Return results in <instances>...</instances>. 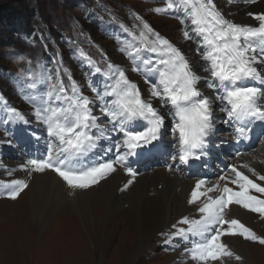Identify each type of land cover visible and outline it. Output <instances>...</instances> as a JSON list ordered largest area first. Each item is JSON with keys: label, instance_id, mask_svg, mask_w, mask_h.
Returning <instances> with one entry per match:
<instances>
[{"label": "snow or ice", "instance_id": "6c2138e0", "mask_svg": "<svg viewBox=\"0 0 264 264\" xmlns=\"http://www.w3.org/2000/svg\"><path fill=\"white\" fill-rule=\"evenodd\" d=\"M180 3L188 10L187 15L193 26L191 31L200 38L201 46L206 49L202 52L203 60L207 62L204 70L211 76L207 87L213 89L215 95H204L200 91L197 85L202 78L192 70L184 54L168 39L154 33L146 22L141 21L139 36L131 34L138 40L139 46L129 50L128 55L135 60L141 51H145L157 57L155 61L151 57L142 60L148 71L157 74V79L151 81L153 86L150 94L161 101V107L170 105L169 114L175 121L174 130L178 132V158L183 164H188L190 160H199L204 154L208 137L214 128L212 117L215 101L224 105L222 111L238 121L248 117L264 119V112L258 110L257 104L261 99V89L241 83L259 78L258 69L254 65L264 64V13H249L258 21V26L238 25L228 21L217 10L213 0H180ZM179 6L168 0L166 7L157 8L155 11H175ZM181 23H185L183 18ZM184 37L192 38L188 31L184 32ZM89 63L93 62L89 60ZM113 67L109 65L110 69ZM133 70L138 71L139 68L134 67ZM95 71L99 73L101 69L97 67ZM116 75L113 85L107 87L103 93H97L100 100L98 104L95 100L78 95L74 81L72 97L67 96L62 81L50 84L43 106L36 111L37 120L46 124L48 136L51 138L47 156L28 159L22 165L23 170H51L70 189L75 190L98 184L115 172L116 165H119L131 177L125 188L133 183L137 173L126 165V157L134 155L137 148L160 138L165 116L142 97L137 85L123 71H118ZM36 86V83L30 85L32 88ZM105 97L111 99L106 100ZM65 100L68 101L67 106H64ZM93 105L99 115L94 113ZM12 111L14 117L24 119L19 112ZM135 121H146V129L131 130L130 125ZM108 125H111V129L107 128ZM93 129L100 134H95ZM109 130L122 133V142L116 145V150L119 152L121 147L125 148L123 155L85 168L75 169L69 166V161L78 160L94 149ZM237 133L243 137L245 129L237 128ZM241 167L253 176L257 175L249 164ZM172 170V166H169V171ZM226 171L227 175L218 177L219 181L225 182L222 187L219 183L206 186L207 181L203 178L196 181L188 204L197 205L199 219L182 217L178 224L187 227L173 225L174 232L161 233L165 236V244H171L177 237L188 241L190 246H186L184 251L197 264L221 261L223 257L234 255L220 242L222 235H238L264 245V237L258 236L236 219L226 220L223 214L229 205L236 204L264 218V186L254 182L235 165L228 166ZM258 179L264 180V176H259ZM229 184L232 186H228ZM4 187L7 189L4 193L6 198L15 200L28 184L25 180L13 179ZM213 192L218 195H209ZM190 237L199 238V242L195 239L189 240ZM235 259L240 260L241 257L235 256Z\"/></svg>", "mask_w": 264, "mask_h": 264}, {"label": "rangeland", "instance_id": "374dc122", "mask_svg": "<svg viewBox=\"0 0 264 264\" xmlns=\"http://www.w3.org/2000/svg\"><path fill=\"white\" fill-rule=\"evenodd\" d=\"M126 6L138 11L147 9L142 0H0V95L25 116L23 120L12 122L0 101V151L8 140L18 145L25 144V148L29 146L30 143L27 144L26 139L28 134L25 133L24 136L20 135V132L13 133L12 127L18 128L29 124V120L36 116L34 109L41 107L40 104L46 100V91L50 84L62 81L67 87V96L72 97V82L74 79H81L80 84L86 88L82 91L87 95L91 94L87 88L97 80L92 73L83 75L82 73H88L87 70L81 69L80 66L78 69L75 63L73 66L78 72L76 75L72 73L71 62L75 52L71 48L75 45L80 46L82 40L93 51L106 50V53L115 59L116 57L110 53L114 47L109 40L102 37L111 21L114 18L118 19L116 14L126 12ZM8 8L19 13L18 16L7 18ZM150 16L149 20L153 26L165 35L170 36V30L178 28L174 21ZM105 69L112 70L109 66H105ZM32 83H36L37 86L30 87ZM152 86L150 84L147 87ZM67 104L68 101L65 100L64 106ZM40 127L45 138H50L46 124L40 122ZM18 148L14 144L9 155L16 160L5 159L6 153L2 155L0 153L1 178L5 181L3 186L13 179H22L13 174L23 171V168L17 165V159L20 158L17 153L25 154L27 151ZM14 153L17 155H13ZM2 163H7L9 167ZM23 180L27 182V179ZM27 184L29 187V182ZM28 187L15 200L6 198L5 192L0 191V264L123 263L124 256H114V247L119 244V239L113 240L108 252L101 255L88 240L83 246L81 242L69 240L72 235L64 233V230L71 227L67 221H63L60 227H56L53 221L43 227L35 225L31 219H29L31 225L28 221L21 222L19 214L24 212L27 204L28 195L25 193ZM260 231L264 233V228L260 227ZM84 232L82 231L85 236ZM160 240L157 241L156 249L154 247L153 250L149 249L136 264L173 262V256L168 255L163 249L174 252L176 250L169 244L166 247L162 246L165 238ZM246 243L250 245L248 250L255 258L254 260L252 257L254 264H264V251L258 250L264 246ZM236 264L248 263L242 258Z\"/></svg>", "mask_w": 264, "mask_h": 264}, {"label": "bare ground", "instance_id": "6f19581e", "mask_svg": "<svg viewBox=\"0 0 264 264\" xmlns=\"http://www.w3.org/2000/svg\"><path fill=\"white\" fill-rule=\"evenodd\" d=\"M254 8L257 9L253 10H260V13H264V1ZM110 53L115 57L113 52ZM106 54L111 57L108 53ZM73 59H76V56ZM112 61L117 63L113 58ZM71 63L72 73L76 75L77 70L73 66L74 62ZM85 65L89 71H92L89 67V61ZM80 80L74 79L78 87H80ZM141 95L145 100L148 99V92L143 91ZM150 98L157 100L152 96ZM156 108L160 112V107L156 106ZM170 124L175 126L174 119L170 121ZM107 128L111 129V125H108ZM105 133L122 142V133L110 130ZM164 136V141L160 143L164 145L160 153V164L158 165L166 167V164L168 165L170 162L177 160V164H183L178 158V132L173 135L165 132ZM257 148L258 160L254 158L250 161L244 157L238 162V170L248 171L242 168L241 165H250L253 162L255 166L251 168L255 171H264L262 165L264 163V141L261 145L256 146L254 150H257ZM170 150L177 153L174 158L165 156V153ZM17 154L22 158V156L26 157L28 152L25 154L18 152ZM17 154L14 153L13 155ZM229 154L230 151H227L226 160ZM208 165L209 162H206L205 166ZM36 173L34 171H22L21 177L27 179L29 187L25 193V195H28L27 204L23 209L24 212L22 211L19 214L20 221L26 223L28 221L31 225L32 223L29 221L31 219L35 225L39 224L41 227L52 221L56 223V227H60L63 221H67L71 227L69 230H64V233L72 235L69 240L76 243L77 241L81 242L82 246L88 240L93 243L91 245L101 255L108 252L107 250L111 247L113 240L119 239V244L114 247V256H124L122 264H136L143 254L157 246V241L165 238L161 233L170 234L175 231L173 225L187 227L178 224L182 217L200 218L197 205L188 204L190 193L196 181L187 182L177 174L173 175L164 169H158L141 176L139 179H134L133 183L127 188L124 187L131 177L118 172L108 180H102L98 186L86 191L69 190L66 183L59 176L54 175L51 170ZM256 174V176H253L252 173H248V176L254 182L264 186V180L258 179L259 176L264 175L259 172H256ZM228 186L231 187L232 185L229 184ZM254 194L259 196L257 193ZM215 195H218V193L216 192ZM223 214L226 220L236 219L252 231V226L260 231L261 225L254 226L258 219L262 218L257 213L232 204L224 210ZM224 227L226 229L227 225ZM82 231H85V236ZM260 233L264 236V233ZM220 242L226 244L228 249L234 253V256H240L248 264H254L253 255L248 250L250 245L238 238V235H222ZM258 250L264 251V248ZM186 258L191 260L188 255ZM227 259V257H223L216 264H230V260ZM253 259L255 260L254 257ZM74 264L77 263L74 262ZM187 264L194 263L189 262Z\"/></svg>", "mask_w": 264, "mask_h": 264}, {"label": "trees", "instance_id": "16d2710c", "mask_svg": "<svg viewBox=\"0 0 264 264\" xmlns=\"http://www.w3.org/2000/svg\"><path fill=\"white\" fill-rule=\"evenodd\" d=\"M8 14H7V18H15V16H18L19 13L17 12H14V10H10V8H8V10L6 11ZM13 12V13H12ZM20 16V15H19Z\"/></svg>", "mask_w": 264, "mask_h": 264}]
</instances>
